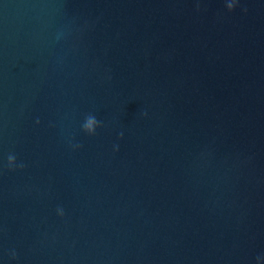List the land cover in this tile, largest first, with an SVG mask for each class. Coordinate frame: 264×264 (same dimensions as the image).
Returning <instances> with one entry per match:
<instances>
[{"label": "water", "instance_id": "95a60500", "mask_svg": "<svg viewBox=\"0 0 264 264\" xmlns=\"http://www.w3.org/2000/svg\"><path fill=\"white\" fill-rule=\"evenodd\" d=\"M0 264H264V0H0Z\"/></svg>", "mask_w": 264, "mask_h": 264}]
</instances>
